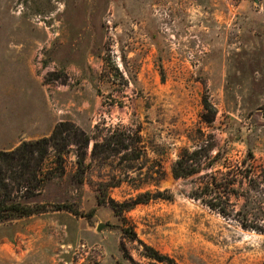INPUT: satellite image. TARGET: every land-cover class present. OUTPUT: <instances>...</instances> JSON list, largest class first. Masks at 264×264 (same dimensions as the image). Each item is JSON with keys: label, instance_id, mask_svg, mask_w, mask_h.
Segmentation results:
<instances>
[{"label": "rangeland", "instance_id": "374dc122", "mask_svg": "<svg viewBox=\"0 0 264 264\" xmlns=\"http://www.w3.org/2000/svg\"><path fill=\"white\" fill-rule=\"evenodd\" d=\"M61 124L0 264H264V0H0V151Z\"/></svg>", "mask_w": 264, "mask_h": 264}, {"label": "trees", "instance_id": "16d2710c", "mask_svg": "<svg viewBox=\"0 0 264 264\" xmlns=\"http://www.w3.org/2000/svg\"><path fill=\"white\" fill-rule=\"evenodd\" d=\"M62 124L55 127L48 138H41L34 141L21 142L15 149L11 151H0V222L12 221L17 218L26 217L34 214L44 213L46 206L44 203L29 204L25 202L28 199V193H22L21 188L24 187H36L41 181L48 178L47 175L42 174V162L47 155L48 146H52L56 155L61 159V150L64 147L63 144H58L56 139L62 133ZM89 137L84 135L82 142L88 143ZM178 162V161H177ZM180 164V162H178ZM78 166H82V161L78 160ZM62 169V168H61ZM79 171V174L82 170ZM173 175L175 177H184L194 173L196 170L189 169L183 170L181 168L173 167ZM41 175V176H39ZM143 195V194H142ZM140 195L138 202H146L149 198L160 197L156 194L150 196V194ZM159 195V194H158ZM171 198V195L168 196ZM113 210L119 206V204L110 201L109 202ZM53 210H66L74 215H83L90 217L94 210H90L85 214H81L77 209L73 208L70 204L60 203L51 206ZM125 233L135 236L125 230ZM146 256L155 259L157 261H172L166 255L160 254L157 250L151 246L144 245Z\"/></svg>", "mask_w": 264, "mask_h": 264}, {"label": "water", "instance_id": "95a60500", "mask_svg": "<svg viewBox=\"0 0 264 264\" xmlns=\"http://www.w3.org/2000/svg\"><path fill=\"white\" fill-rule=\"evenodd\" d=\"M104 227V224L100 223L97 225V230H101Z\"/></svg>", "mask_w": 264, "mask_h": 264}]
</instances>
